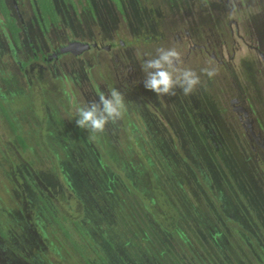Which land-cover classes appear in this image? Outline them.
Segmentation results:
<instances>
[{"label":"rangeland","instance_id":"rangeland-1","mask_svg":"<svg viewBox=\"0 0 264 264\" xmlns=\"http://www.w3.org/2000/svg\"><path fill=\"white\" fill-rule=\"evenodd\" d=\"M6 1L17 23L28 26L16 54L21 62L29 60L27 33L37 49L73 38L110 45L51 63L29 62L25 74L31 84L23 93L9 32L0 23V94L22 95L6 111L28 145L18 152L0 111V209L10 211L7 216L0 211L5 240L0 239L11 251L7 255L30 264H264V152L251 151L230 108L238 65L229 73L215 70L209 79L201 69L214 67L190 58L179 66L200 74L191 93L177 85L160 96L145 90L131 101L113 75L122 64L142 70L144 60L158 58L159 48H176L184 57L187 40L177 42L176 33L211 27L222 18L203 0H89L92 11L86 0H54L58 18L46 41L34 15L47 23L51 0L34 15L29 0H17L22 23ZM237 55L239 64L244 51ZM113 89L124 98L121 117L100 133L78 128L76 108ZM174 91L177 98L171 99ZM252 91L244 96L256 98ZM24 173L33 188L4 184ZM38 193L63 228L42 215Z\"/></svg>","mask_w":264,"mask_h":264},{"label":"flooded vegetation","instance_id":"flooded-vegetation-1","mask_svg":"<svg viewBox=\"0 0 264 264\" xmlns=\"http://www.w3.org/2000/svg\"><path fill=\"white\" fill-rule=\"evenodd\" d=\"M89 10L92 11V5L89 0H86ZM7 12L4 13L0 8V13L4 18L3 22H0L9 32L10 43L8 46L11 48V57L14 59L15 66L17 68L18 74L15 78L20 79L25 85L22 86V91L25 93V89H30V81L28 79L26 68L29 62H44L51 63L53 61L59 60L62 55H72L78 57L80 54H84L86 51L101 49H109L110 46L102 45V42L98 40H93L91 42L83 41L80 39H70L67 43H61L56 41L53 45L44 46V48H35L31 39H29V34L27 33L28 42L30 43V54L28 55V61H19L16 57L22 47L21 33L28 29V26L22 23V17L19 13V8L17 7V0H11L13 10L17 13V16L22 24H18L15 17L11 15L10 8L6 0H4ZM31 5V12L34 15L36 10L40 13L39 8L36 6L35 0H29ZM113 2V1H112ZM122 12L124 13L123 3H120ZM203 4L210 6V12L218 14L222 18L218 24L215 22L210 25H198L195 29H185L182 33H176L175 39L177 42L181 43L185 40L188 47L187 52L184 57L181 58L180 63L189 61L190 58L197 60H205L204 65L209 67H214L215 70H222L227 73L231 70L235 71L234 67L238 65L237 70H240L238 75L239 80L232 81V85L236 88V96L230 99V108L234 116L236 117L245 137L248 139L251 151L264 152V135L259 129L261 124V118L258 116V107L264 104V0H203ZM114 8L117 10L116 5L113 3ZM34 10V12H33ZM55 10L58 11L55 7ZM35 23L37 28L42 33V36L49 41L48 32L55 29V21L48 17L47 23L43 22L44 18H38L35 16ZM58 18V17H57ZM41 19V20H40ZM42 21V22H41ZM10 25L15 28V37L10 30ZM207 27V29H206ZM27 28V29H26ZM148 37H146L145 41ZM154 39H158L154 37ZM136 43L137 40H134ZM80 43L87 44V49L79 54H76L80 48ZM48 48V51L44 49ZM244 51V57H241L236 63L237 54ZM117 58L115 57V60ZM153 71V70H149ZM114 77L117 79V85L119 89L128 97L129 101L131 98L139 99L138 96L140 92H145V87L143 81L146 80V76L142 70L137 69L134 64L120 65L118 69L114 70ZM232 77V75H229ZM237 76V75H236ZM237 77V78H238ZM253 77L252 81L246 80L244 78ZM16 79V80H17ZM262 79V80H261ZM64 82L68 81L66 77L63 78ZM110 81V80H109ZM250 83L248 84L247 83ZM68 83V82H67ZM66 83V84H67ZM12 84V83H9ZM64 83V87L66 85ZM250 85V86H249ZM140 89V91H138ZM253 89V91H252ZM251 90L256 94V98H251L249 95L244 96ZM13 95L0 94V100L6 105L9 102L15 101L16 97L22 95L18 94L19 91ZM66 92V90H64ZM148 92V90H146ZM174 93H171V99H176L177 97ZM251 92V93H252ZM18 95H17V94ZM20 95V96H19ZM255 99V100H254ZM144 102L145 97L140 99ZM47 105H53L52 101L45 99ZM262 103V105H261ZM264 108V106H263ZM57 121V120H55ZM61 125V124H60ZM259 152H258V151ZM258 159V158H257ZM1 239L5 240V235L2 229H0ZM0 239V264H30L29 261L22 263V261L16 257L14 259L10 258L7 253L11 252L10 249H4V243ZM26 237L24 241L26 242ZM14 256V255H13ZM15 258L18 260H15ZM25 260V259H24Z\"/></svg>","mask_w":264,"mask_h":264},{"label":"clouds","instance_id":"clouds-1","mask_svg":"<svg viewBox=\"0 0 264 264\" xmlns=\"http://www.w3.org/2000/svg\"><path fill=\"white\" fill-rule=\"evenodd\" d=\"M157 52L158 58L144 60L141 65L146 76V80L143 81L146 90L160 96L170 93L179 85L187 95L200 85V74L190 67L179 66L181 54L176 48H159ZM201 73L209 79L216 75L215 69L209 68L201 69ZM124 107L122 94L113 89L107 95H100L98 101L77 107L75 124L78 128L90 130L92 133L103 132L109 122H115L121 117Z\"/></svg>","mask_w":264,"mask_h":264},{"label":"trees","instance_id":"trees-1","mask_svg":"<svg viewBox=\"0 0 264 264\" xmlns=\"http://www.w3.org/2000/svg\"><path fill=\"white\" fill-rule=\"evenodd\" d=\"M36 1V6L39 8V4H41L42 6H44V4H46L47 5V1L46 0H40V3H39V1L38 0H35ZM65 2H69V1H71L72 2V0H64ZM43 2V3H42ZM45 5V6H46ZM45 6L43 7V9H45ZM55 7H56V5L54 4V0H51V11H50V13H47L48 15H46V17H45V19L48 21V17L49 18H51L53 21H55L56 22V20H57V12H56V10H55ZM0 8L2 9V11L4 12V13H6L7 12V10H6V5H5V2H4V0H0ZM40 14V13H39ZM42 15V14H41ZM10 30L12 31V33H13V36H14V38H16L15 37V35H16V33H15V28L12 26V25H10ZM7 109H6V105H4L3 104V102L0 100V111H1V113L4 115V117H5V119H6V121H7V123H8V125H9V129L12 131V133L15 135V137L17 138V142L19 143L18 145H19V148L17 149L18 150V152L20 153L21 151L22 152H24V150L25 149H27L28 148V145H27V143H26V141H25V139H24V136H23V134H19V133H17L16 132V130H17V128H18V126H16L15 124H14V122L12 121V119L9 117V115L7 114V111H6ZM61 121H58V123H60ZM60 124H62V123H60ZM62 140H65V138L62 136V138H61ZM169 164H170V162H169ZM0 169H2V167H0ZM77 172V171H76ZM22 173H23V171H22ZM64 177V176H63ZM73 178V177H72ZM20 179V180H19ZM65 179V182H66V184H68V186L69 187H72V183H70L69 181H67L66 179L67 178H64ZM179 180V178H176L175 179V182H177ZM183 181H184V179H183ZM11 184L13 187H14V190H17V187L18 186H20V185H22V184H25V186L27 185H30V187L31 188H33V186H34V182H33V179L30 177H28V174H26V173H24V174H22L21 176H19L18 178H17V180L14 182V181H7V182H4V184ZM27 189V188H26ZM32 190L33 189H31L30 190V188L27 190V192H29V193H31L32 192ZM35 193H37V192H35ZM5 195H7L10 199H12V200H14V195H13V192L11 191V189H8V188H6V193H5ZM11 196V197H10ZM37 199L38 200H40V202H41V206H43L44 208H43V210H42V215L44 216V214H48V216L50 215L56 222H57V224L59 225L60 224V221L58 220V218L57 217H54L53 215H54V211L52 210V208L49 206V202L46 200V199H44L43 198V196L42 195H40L39 193H38V196H37ZM5 206V205H4ZM0 211H2L4 214H5V211H7V213L5 214V216H7V214L10 212L9 210H6V209H4V208H2V209H0ZM43 212H44V214H43ZM4 221H5V218H3V221H2V223H0V225L1 224H4ZM60 227H62L63 228V224H60ZM67 229V228H66ZM66 229L64 230L65 231V233L67 234V236H68V232L66 231ZM78 230H80L79 228H78ZM64 233V234H65ZM84 232H82L81 231V234H83ZM85 234V233H84ZM83 234V235H84ZM220 234H221V232H218V233H215V235L216 236H220ZM69 237V236H68ZM181 237V236H180ZM102 258V257H101ZM100 261H102V262H106L105 261V259H104V257L102 258V259H100ZM105 264H107V262L105 263ZM109 264V263H108Z\"/></svg>","mask_w":264,"mask_h":264},{"label":"water","instance_id":"water-1","mask_svg":"<svg viewBox=\"0 0 264 264\" xmlns=\"http://www.w3.org/2000/svg\"><path fill=\"white\" fill-rule=\"evenodd\" d=\"M79 45H80V48H79L78 52H76V54H79V53L85 51L87 49V46H88L87 44H84V43H80Z\"/></svg>","mask_w":264,"mask_h":264}]
</instances>
